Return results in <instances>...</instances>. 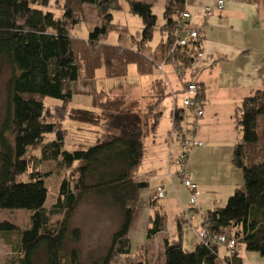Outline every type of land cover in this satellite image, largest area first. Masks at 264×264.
<instances>
[{"label":"trees","instance_id":"16d2710c","mask_svg":"<svg viewBox=\"0 0 264 264\" xmlns=\"http://www.w3.org/2000/svg\"><path fill=\"white\" fill-rule=\"evenodd\" d=\"M0 0V69L9 66L5 84L6 109L0 123V209H23L30 213L29 225L19 232L13 255L3 264H36L40 252L44 264H81L79 250L66 247L77 242L80 230L72 227V216L85 195H94L104 206L115 209L119 224L109 246L97 264H110L114 257H130L129 264H149L146 247L131 252L128 237L139 203V195L148 182L138 178L144 146L139 126H128L123 115V96L99 91L106 107L113 108L107 117L116 132L108 133L91 145L79 144L65 149L66 130L62 121L71 119L93 123L96 109L71 107L72 83L94 78L102 68L106 77H121L134 65L139 74L154 69L153 54L147 53L155 31L161 35L162 60L177 70L186 71L194 61L202 38L193 48H179L169 53L171 33L184 0H166L162 24L153 12L155 0H125L127 10L141 19L142 27L131 34L127 43H107L111 31L129 33L128 27L113 22V12L122 8L120 0ZM60 1V2H59ZM91 5L102 17L86 39L70 32L84 21L82 6ZM55 9V10H57ZM197 84V83H196ZM198 98L203 99L199 84ZM155 102L148 106L154 132L161 118L159 105L165 95L160 78L152 81ZM83 93H87L83 89ZM46 97L60 104L45 103ZM113 99V100H112ZM172 130H184L182 108L175 107ZM264 118V88L243 97L233 113L240 134L233 150V164L241 169L243 184L236 187L222 206L208 209L202 216L209 233L234 238L237 247L257 252L264 258V142L258 131V118ZM39 152V155L37 154ZM53 163V169H43ZM63 172L54 203L45 206L49 189L45 178L53 171ZM25 176V178H22ZM155 201L152 200V204ZM53 216H58L53 220ZM146 238L165 229V218L155 212L150 216ZM13 226L0 223V231ZM179 232V231H178ZM179 236V235H178ZM218 245L198 241L193 250L185 249L179 237L163 240V264H242L240 254L221 257Z\"/></svg>","mask_w":264,"mask_h":264},{"label":"crops","instance_id":"0c3cea01","mask_svg":"<svg viewBox=\"0 0 264 264\" xmlns=\"http://www.w3.org/2000/svg\"><path fill=\"white\" fill-rule=\"evenodd\" d=\"M165 2L155 0L154 6L163 10ZM214 5L215 0H184L183 8L191 15L190 24L198 27L199 37L202 38V55L195 58L182 75L181 87L176 90L170 88L181 93L182 82L194 81L203 91V115L196 120L194 134L203 145L193 147L187 158L189 175L198 186L196 205L188 204L190 192L176 175V154L167 156L166 160L161 152L151 158L143 157L138 168V178L148 182L147 191L144 193L143 189L139 195L140 224L155 212L165 218V229L154 236L158 239L161 264L164 238L179 237L185 249L193 250L198 244L196 230L201 226L203 214L208 209L222 206L234 189L243 184L242 171L232 162L234 146L240 138L233 113L243 97L264 88V0H226L222 10L200 13L204 7ZM128 19L121 24L128 27ZM139 27H142V22ZM147 53L154 54L152 59L155 64L162 61L159 45L156 50H148ZM172 105L182 108L176 100H172ZM159 109L163 114L160 105ZM182 114L186 128L193 120V114L185 108H182ZM172 125L171 114V130ZM258 131L262 133L264 142L262 117L258 118ZM151 180H155L154 186L149 189ZM159 185L165 188L166 199L152 204V193ZM168 215L173 222L170 230L166 226ZM188 227L193 230L186 234ZM220 249L224 248H218L219 255ZM226 255L223 251L220 256ZM240 255L242 264H264V258L257 252L241 248Z\"/></svg>","mask_w":264,"mask_h":264},{"label":"rangeland","instance_id":"374dc122","mask_svg":"<svg viewBox=\"0 0 264 264\" xmlns=\"http://www.w3.org/2000/svg\"><path fill=\"white\" fill-rule=\"evenodd\" d=\"M120 1L122 8L113 12V22L121 24V22H124V19L129 18V33H122L121 38H119V34L116 31H111L106 38L107 43L116 44L121 41L127 43L130 35H135L141 29L139 27L141 26L139 17L128 12L125 0ZM56 2L55 0H51L50 5L55 13L59 14L60 11L56 7ZM153 12L157 17V23L162 24L164 21L162 8L154 6ZM81 13L84 21L75 25L70 34L73 37L85 39L88 37L89 31L95 25L101 23L102 17L100 12L91 5H83ZM160 40V33L155 31L153 39L149 44V50H156ZM184 72H176L169 64H165L162 70H159L155 64L152 73L139 74L135 66L130 65L125 76L106 77L103 69L100 68L96 71L94 78L85 81L86 86H84L83 81L73 82L72 90L74 93L71 107L96 109L95 114L98 117L93 123L79 122L71 119L63 120L62 128L66 130L65 149L71 150L79 144L91 145L108 133L116 132L114 128L109 126L107 119L113 110L111 107L105 109V103L109 99L105 101L102 107H98L103 102V99L99 95L96 96V93L103 90L110 96H123L124 105L122 111L125 123L128 126H139L141 129V141L144 146L143 157L151 158L152 156H156L158 152H161V156L166 160L167 156L173 157L175 154L177 155L179 151L178 141L175 139L176 137L171 138L170 136L171 110L173 109L170 95H165L161 101L160 106L163 114L154 132L151 130L152 119L148 116L147 111L148 106L155 102L150 88L151 82L156 78H160L165 85L166 92L171 87L176 90L181 87L179 76L184 75ZM10 74L11 70L9 66L3 64L0 69V123L5 114V84ZM84 88L87 93H83ZM180 96L181 93L177 92L176 104L182 107ZM45 103L60 104V101L46 97ZM37 154L39 155V152ZM53 167V163H46L42 168L53 169ZM63 176V172L54 170L51 176L45 178V184L49 189L45 203L47 208L54 203L58 185ZM22 178H25V176H22ZM154 181L151 180L149 189L154 186ZM146 189H144V193L147 191ZM143 196L142 198H144ZM29 217L30 213L23 209H0V223L7 222L13 226V229L10 231H0V264L9 260L13 255V251L19 240V232L28 227ZM57 218L58 216H53V220ZM140 220V208L138 205L134 220L128 232L131 252L137 251L139 246L144 245L148 252L147 258L149 264H161L158 239L156 240L154 237L151 239L146 238L149 219L146 218L142 224H140ZM118 224L119 217L115 209L102 205L92 194L85 195L75 210L71 223L72 227H77L80 230L79 240L72 242L68 239L66 247H75L79 250L81 264H97L99 258L105 254L110 243L111 235L116 230ZM166 226L168 230L173 227V222L169 215L166 218ZM190 228L188 227L186 229V234L193 230ZM219 251L222 256L225 250L220 249ZM35 260L36 264H44L43 253L40 252ZM130 260V257L116 256L110 264H129Z\"/></svg>","mask_w":264,"mask_h":264},{"label":"built area","instance_id":"2783aa9c","mask_svg":"<svg viewBox=\"0 0 264 264\" xmlns=\"http://www.w3.org/2000/svg\"><path fill=\"white\" fill-rule=\"evenodd\" d=\"M226 0H215V5L213 7L207 6L201 9V14H210L214 11H220L224 7ZM191 15L187 10H183L175 24L174 29L171 33V46L167 51V55L172 53L176 49L179 48H193V43L199 38L198 27L192 26L190 24ZM195 51L192 55L195 58L201 57L202 53L200 48L198 49L195 46ZM165 65L164 60L160 63L156 64V67L159 70H162V67ZM177 72V70L174 68ZM182 81V75L179 76ZM182 90H181V100H182V108L188 109L192 111L193 120H191L187 127L184 128L183 132L178 134L171 130V138L176 137L175 139L178 141L179 151L176 157L177 170L176 175L179 177L181 183L185 188H187L190 192L188 204L190 206H195L198 198V186L192 180L189 175V171L187 169V158L190 150L196 146H202L203 143L197 140L194 137L197 128V118L203 115V109L201 106L202 100L198 98V94L200 93V88L194 81H184L182 82ZM170 97L173 101L177 98V93L174 90L170 89ZM175 105L173 106V110ZM172 110V115H174V111ZM172 140V139H171ZM167 193L165 188L162 185L157 186L152 193V200L156 202H163L166 199ZM203 218H201V222ZM196 235L199 242L204 244H215L219 247L221 246L226 251L228 257H231L235 254H240V248L237 247L236 241L234 238H227L224 235H217L213 233H209L203 226H200L196 230Z\"/></svg>","mask_w":264,"mask_h":264}]
</instances>
